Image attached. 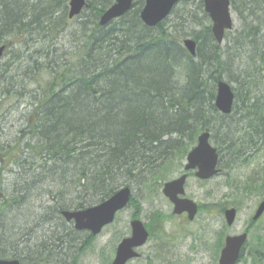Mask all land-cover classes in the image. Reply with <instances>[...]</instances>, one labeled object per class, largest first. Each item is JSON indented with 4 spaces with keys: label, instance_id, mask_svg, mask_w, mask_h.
I'll use <instances>...</instances> for the list:
<instances>
[{
    "label": "trees",
    "instance_id": "obj_1",
    "mask_svg": "<svg viewBox=\"0 0 264 264\" xmlns=\"http://www.w3.org/2000/svg\"><path fill=\"white\" fill-rule=\"evenodd\" d=\"M86 1L70 18V0H0V47L7 57L0 62V97L30 99L15 135L8 141L0 135V171L8 160L21 178L12 194L0 193V219L8 216L9 202L26 205L35 194L53 202L41 209L58 226L50 245L41 243L33 255L1 240L0 258L64 261L80 235L59 223L66 221L64 210L98 204L125 186L144 194L159 191L170 165L185 159L204 130L212 132L222 157L228 152L233 163L245 157L235 138L226 137L223 125L232 116L215 105L216 84L224 76L238 83L242 145L264 133V0H231L244 27L234 38L228 31L225 41L232 44L226 45L214 37L203 0H182L156 27L140 18L145 0H134L129 12L106 26L100 16L115 0ZM259 35L251 65L237 61ZM187 36L197 41L195 56L183 44ZM235 48L244 51L231 53ZM259 58L262 69L254 63ZM221 131L226 136L218 140ZM249 182L242 193L264 187L256 179ZM139 204L133 195L129 206L137 214ZM9 232V239L18 234ZM260 237L252 245L255 263L263 260Z\"/></svg>",
    "mask_w": 264,
    "mask_h": 264
},
{
    "label": "rangeland",
    "instance_id": "obj_2",
    "mask_svg": "<svg viewBox=\"0 0 264 264\" xmlns=\"http://www.w3.org/2000/svg\"><path fill=\"white\" fill-rule=\"evenodd\" d=\"M233 12L234 17V27L232 29L231 38H234L238 33L243 30V20L239 17L237 12ZM262 37V36H260ZM232 44L228 41L224 42V45ZM241 50V51H240ZM235 48L231 50V53L239 55L243 49ZM247 52L243 54L242 58L237 57V61L244 59V65L250 66L252 63V56L255 54V46L249 44L246 45ZM7 57L2 56L1 61L6 60ZM235 59L234 64L229 68V75L235 78L236 74V64ZM225 78H227L225 76ZM234 89L238 86L236 81H231ZM245 90V88H242ZM1 95V92H0ZM30 99L20 98L19 100L9 98L5 96L0 97V135L2 137L1 141L10 140L16 131L22 126L24 120V113L27 112L29 107ZM237 100L235 101V105ZM236 118L231 117L229 120L225 121L226 133L221 131L217 135V139H223L222 136L227 138H235L234 143L238 142L241 148V153L245 152L242 142H244V130L242 129L243 123H237ZM228 127V128H227ZM3 129V130H1ZM224 129V130H226ZM213 141V140H212ZM214 145L217 146L216 142L213 141ZM218 147V146H217ZM235 149H238L236 146ZM220 157V167L223 170L222 173L213 177L208 181H200L194 174L190 175L186 182V196L197 201L200 205H206L207 209L203 212L198 213L196 223H187V218L175 219L170 218L166 225L173 224L172 228L177 229L183 228L182 232L187 233L192 231V235L189 233L176 241L172 254L174 255V260L176 264H218L216 257H214V252L212 250V243L215 241L214 233H219L220 235L228 231L232 234L243 233L247 228L248 221L252 219L255 211L264 199V187L260 186L258 190H252L249 193L247 190L242 193V189L245 184L247 188L250 187L249 182L252 177H255L256 181L260 185L264 182V151L256 153L251 159L245 160V157L240 156L241 159L233 163L231 160V155L227 154ZM247 154V153H246ZM186 163L185 159L181 161H176L175 164H169L171 167L165 173L167 179L161 183V188L159 191L152 194H144L140 189L134 190L132 194L139 201V205L142 209V219L144 221H154L159 222V218L155 213L156 209L162 210L166 215H170L173 210V204L169 199L163 194L164 184L168 181L176 179L181 176L184 172V166ZM228 167H227V166ZM3 169L0 171V193L4 196L12 194L14 187L20 184L21 178L19 171L15 167L12 171L13 166L9 164L6 160L2 165ZM230 167V168H229ZM251 176V177H250ZM47 200V201H46ZM240 204L237 219L231 229L228 225L223 223L224 217L220 210L222 205ZM9 206H12L8 212L6 219H0V241L4 240L8 248H12V244L18 245V248L24 255L30 253L33 255L32 251H36V247L40 246L44 234L50 235L52 237L53 232L58 233L57 227L50 228L51 222V212L45 211V205H53V202L48 196H44L43 199L38 195H33L30 202L26 205H21L19 202H9ZM43 203L44 207L41 204ZM226 206V205H225ZM137 209V208H136ZM135 208L133 206H128L122 210L116 217L114 223L107 226L103 231L95 237V240L85 244L84 240L87 237V232H80L78 237V245L74 250L68 251L67 259L64 261H59L58 264H111L116 253V248L121 239L128 236L131 233V220L132 214ZM49 218V219H48ZM164 218V217H163ZM55 222H58L57 220ZM225 222V220H224ZM65 228L70 229L73 224L67 221H60ZM257 226L251 229L250 237L247 246L251 244V254L252 245L254 247L255 243L259 241L258 235H260L264 241V214L256 222ZM17 231L16 236L10 237L9 230ZM179 229V230H180ZM195 232L198 234L196 237ZM246 248L242 261L238 264H264V251L260 253L263 260L259 263L253 261V257L249 254L250 249ZM158 241L156 239H151L146 245L139 249L141 256L129 264H147V259L149 256L153 258V264H168L163 263L162 259L157 258V256L167 254L164 250L159 252ZM28 258H31L28 256ZM173 261V259H172ZM174 262V261H173ZM174 262V263H175ZM30 264V263H27ZM53 264V263H50ZM56 264V263H55Z\"/></svg>",
    "mask_w": 264,
    "mask_h": 264
},
{
    "label": "water",
    "instance_id": "obj_3",
    "mask_svg": "<svg viewBox=\"0 0 264 264\" xmlns=\"http://www.w3.org/2000/svg\"><path fill=\"white\" fill-rule=\"evenodd\" d=\"M181 0H145L141 11V18L148 26H155L165 20L173 8ZM134 0H115V2L102 15L100 23L107 25L112 20L123 16L133 6ZM86 0H71L69 17L81 13ZM206 12L209 13L213 22L212 31L216 40L223 43L227 31L232 30L234 18L232 13L231 0H204ZM185 46L195 55L197 44L192 39L185 40ZM4 46L0 47V56ZM235 100V92L232 85L226 80H220L217 85L216 106L225 114L232 111ZM210 132H203L198 137V142L187 156L185 169L196 170L195 174L200 179H209L219 172L218 149L211 143ZM188 175L185 173L180 177L164 184L163 193L175 205L174 212L182 214L188 212L190 219H194L198 212V204L187 197H184L185 183ZM132 196L130 186H125L116 191L104 201L86 208L77 210H64L63 216L67 221H74L78 230H89L92 234H99L102 229L111 224L117 213L126 208ZM237 209L229 208L225 211L228 225H233L237 217ZM264 213V201H262L253 216L254 220L259 219ZM132 233L125 237L117 247L116 256L112 264H126L129 260L139 256L137 248L144 245L149 237V232L140 219L132 220ZM248 240V233L243 232L237 235H229L226 238L219 259V264H237L241 258L242 250ZM0 264H22L18 258H0Z\"/></svg>",
    "mask_w": 264,
    "mask_h": 264
},
{
    "label": "flooded vegetation",
    "instance_id": "obj_4",
    "mask_svg": "<svg viewBox=\"0 0 264 264\" xmlns=\"http://www.w3.org/2000/svg\"><path fill=\"white\" fill-rule=\"evenodd\" d=\"M243 148L245 150V153H247L246 156H245V160H248V161L256 153L263 152L264 151V133H262L260 135L257 134V133H255L254 135H252L249 139H247L245 141V145L243 146ZM192 174H194V172L189 173V177ZM184 197H187V196H184ZM187 198H189V197H187ZM169 201H170V199H169ZM171 203L173 204V202H171ZM225 205H222V209L220 210V212L222 213V216L224 217V220H225V222L223 220V223L227 224L226 217H225V211L228 208L233 207L234 205L233 204H229V203L228 204H225ZM174 206L175 205L173 204V210L170 213V215H166L162 210L156 209V212H157V213H155L156 216L157 217H162V218H159V222H154V221H150V220L144 221L142 219V215H141L142 209L139 211V214H137V212H135V211L132 214V220H135V219L142 220L143 223H144V225H145V227H146V229L148 230L149 237H148L147 242L149 240H151V239H156L158 241V246L160 248L158 251L161 252L162 250H164V253L167 254V257L164 256V255H160V256H157V258L162 259V260H163V257L166 258V259L163 260V263H166L167 262L168 264H176V262L174 260V255L172 254V252H173L172 249H174V247L176 245V241L178 239L182 238L183 236L187 235L188 233L190 235H192L193 233H192V231L191 232L184 233V232H182L183 228H181V229L179 228L180 230L177 229L176 227L172 228L173 224H170L167 227V225H166L167 221L170 218H172L173 220L180 219V218H183V219L187 218L188 219L187 220V223H194V222L196 223V221L198 220L197 219V215L198 214L195 216L194 219H190L187 212H184L182 214H176L174 212ZM198 206H199V212L198 213H200L201 212L200 211V206L201 205L198 203ZM133 207L136 210V207L135 206H133ZM132 220H131V222H132ZM257 221H253L252 219L248 221L247 228L244 231L248 232L249 237H250L251 229L254 228L255 226H257V223H256ZM130 226H131V223H130ZM106 227L107 226H105L104 228H106ZM228 227H229V229H231L233 226H228ZM80 232H87L88 233L87 237L84 240V242H87V243H89L91 241V239H92V241H94L95 240V237L97 236V235L92 234V232H90L89 230L88 231L87 230L86 231H80ZM131 233H132V226H131ZM131 233L128 236H130ZM195 234H196L195 236L197 237L198 234L196 232H195ZM230 234H232V233H229L228 231L224 232L221 235L219 233H214L215 241H214V243H212V250L214 252V257H216V259L218 261V264H219V259H220V255H221V250H222V248L225 245L226 237H228ZM53 236H54V234H53ZM52 237L50 235H48V233L46 235L44 234L42 244L43 245H50V243L52 242ZM125 237H127V236H125ZM125 237H123L121 239V241ZM120 242L118 243V245L120 244ZM147 242L144 245H146ZM144 245H142L139 248H137V251L139 252V249L141 247H143ZM249 249H250L249 254H251V248L249 247ZM116 251H117V248H116ZM260 253L261 252H259V254ZM115 255H116V253H115ZM140 256H141V254L139 252V256L138 257L129 260L126 264H129L131 261L139 258ZM172 259H173V261L175 263L172 261ZM147 264H153V258H152V256H149L148 257Z\"/></svg>",
    "mask_w": 264,
    "mask_h": 264
},
{
    "label": "bare ground",
    "instance_id": "obj_5",
    "mask_svg": "<svg viewBox=\"0 0 264 264\" xmlns=\"http://www.w3.org/2000/svg\"><path fill=\"white\" fill-rule=\"evenodd\" d=\"M70 1H71V0H70ZM69 5H70V2H69ZM132 7H133V6H132ZM132 7H131V9H132ZM107 9H108V8H107ZM107 9H106V10H107ZM131 9H130V10H131ZM142 9H143V7H142ZM142 9H141V11H142ZM106 10H105V11H106ZM130 10H129V11H130ZM105 11L103 12V14L105 13ZM129 11H127V12H129ZM127 12H126V13H127ZM205 12H206V10H205ZM126 13H125V14H126ZM206 13L209 15L208 12H206ZM103 14H102V15H103ZM125 14H124V15H125ZM102 15L100 16V20H101ZM121 17H122V16H121ZM209 17H210V15H209ZM118 18H120V17H118ZM118 18H116V19H118ZM140 18H141V12H140ZM114 20H115V19H114ZM141 20H142V18H141ZM210 20H211V17H210ZM112 21H113V20H112ZM112 21H111V22H112ZM142 21H143V20H142ZM111 22H110V23H111ZM143 22H144V21H143ZM110 23H108V24H110ZM160 23H161V22H160ZM234 23H235V22H234ZM100 24H101V23H100ZM108 24H107V25H108ZM144 24H146V23L144 22ZM158 24H159V23H158ZM158 24H157V25H158ZM101 25H102V24H101ZM146 25H147V24H146ZM157 25H155V26H149V27H156ZM212 25H213V22H212V20H211V29H212ZM104 26H106V25H104ZM147 26H148V25H147ZM233 27H234V26H233ZM229 31H232V30H229ZM252 31H253V30H252ZM212 33H213V31H212ZM213 35H214V33H213ZM252 37H253V36H252ZM257 37H258V38H257ZM189 38L192 39V40H194V41L196 42V44H197V41H196L192 36H187V37H185L184 40H183V44H184V46H185V40H186V39H189ZM256 38H257V39H253V38L250 39V41H251L250 44H251L252 46H255V49L258 48V39L260 38V35H259V36H256ZM217 42H218V41H217ZM224 42H225V41H224ZM224 42H223V43H220V44L224 45ZM218 43H219V42H218ZM185 47H186V46H185ZM186 49L188 50L187 47H186ZM188 51H189V50H188ZM189 52H190V51H189ZM196 53H197V48H196ZM196 53H195V55H196ZM190 54L193 55L191 52H190ZM195 55H193V56H195ZM254 63L258 64V65L261 67V69H262V61H261V58L256 59V60L254 61ZM261 75H262V71H260V75H259V76H261ZM220 80H226V81H227L228 79L225 78V76H224V77H222L221 79H219V80L217 81V84H216V95H217V85H218V82H219ZM215 101H216V99H215ZM215 105H216V103H215ZM216 107H217V106H216ZM217 109H218V107H217ZM242 109H243V108H242L240 105H237V106H236V105L234 104V105H233V108H232V111H231V113H229V114L222 113L219 109H218V110H219L222 114H224V115H229V116L231 115L233 118H236L235 115L239 114L238 111H240V110H242ZM236 112H238V113L236 114ZM237 116H238V115H237ZM238 117H239V116H238ZM238 117H237V119H236V120H237V123H241V121H238ZM216 124H217V126H221V125H222V122H221L220 120H217V121H216ZM207 131L210 132V134H211V137H210V138H212V132H211L210 130H204V131H202L201 133H203V132H207ZM201 133H199V135H200ZM199 135H198V137H199ZM198 137H197V141H198ZM49 225H50V228H53V229H54L55 226H54V223H53L52 221L50 222Z\"/></svg>",
    "mask_w": 264,
    "mask_h": 264
}]
</instances>
